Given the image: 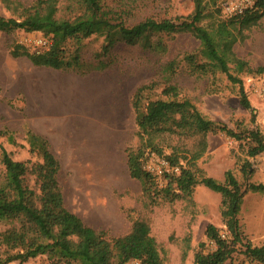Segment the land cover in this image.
Here are the masks:
<instances>
[{
	"label": "rangeland",
	"instance_id": "obj_1",
	"mask_svg": "<svg viewBox=\"0 0 264 264\" xmlns=\"http://www.w3.org/2000/svg\"><path fill=\"white\" fill-rule=\"evenodd\" d=\"M18 1L29 5L34 0ZM221 4L222 0H204L206 17L201 25L210 27L218 21L231 19L223 14ZM193 11L192 0H148L133 22L146 16L156 19L186 17ZM0 15L11 16L1 1ZM38 35L21 30L0 33V130L8 131L14 140L10 142L8 136L1 137L0 145L15 161L34 162L38 158L29 152L27 132L44 137L61 165L59 182L65 206L85 225L119 237L130 231L134 220L146 219L164 264H193L197 243L205 240L206 226L213 224L225 230L220 194L198 185L191 200L178 199L147 206L141 184L129 175L126 151L138 145L131 107L135 90L152 80L160 82V66L196 51L199 41L188 33L164 35L162 39L168 47L164 55L144 50L139 45L120 44L106 57L108 67L99 71L95 68L98 63L95 56L103 39L92 36L80 44L82 67L64 71L37 67L26 56L11 55L16 45L32 53L25 39ZM68 48H74L73 42L68 43ZM232 51L245 63L239 74L235 64H229L231 73L239 75L244 87L247 77L260 75L256 70L264 68V17L242 32ZM172 83L206 118L236 133L257 131L264 140V103L247 94L253 108L251 114L239 103L238 86L225 75L197 76L182 65ZM155 93L158 95L160 90ZM57 108L58 112L52 111ZM52 123L55 125L53 131L50 130ZM197 139L187 140L182 145L178 138L168 137L163 147L166 153L174 146L194 151ZM206 142V150L197 162L206 176L223 182L225 172L231 171L243 187L250 183L264 184V152L248 157L247 146H239L220 132L207 134ZM245 163L250 166L247 176L242 173ZM145 167L156 175L162 187V173L169 172L167 163L152 155ZM3 173L0 162V178ZM239 222L252 245L264 244V193L246 192ZM7 227L9 225L0 222V232ZM187 237L190 238L188 248ZM5 257L6 252L0 248V259ZM27 262L49 264L50 260L46 255H39Z\"/></svg>",
	"mask_w": 264,
	"mask_h": 264
},
{
	"label": "trees",
	"instance_id": "obj_2",
	"mask_svg": "<svg viewBox=\"0 0 264 264\" xmlns=\"http://www.w3.org/2000/svg\"><path fill=\"white\" fill-rule=\"evenodd\" d=\"M0 1L11 15H0V33L21 30L52 39L51 49L40 55L30 53L21 45L12 49L13 57L26 56L37 67L64 71L81 68L80 44L92 36L103 39L95 56L98 61L95 68L99 71L108 67L106 57L120 44L139 45L164 55L168 50L162 39L164 35L188 33L197 39L196 51L160 66V82L152 80L135 90L131 107L138 145L126 151L129 175L141 184L147 206L191 200L198 185L220 194L225 230L213 224L206 226L205 240L197 243L193 264H264V244L252 245L239 222L244 195L247 191L264 193V184L250 183L243 187L231 171L225 172L224 181L220 182L206 176L197 166L206 150L209 133H224L239 146H247L246 154L251 158L264 152L262 135L254 130L236 133L220 122L211 121L172 83L182 65L197 76L225 75L238 86L240 105L252 114L248 93L238 75L245 63L235 57L232 48L244 30L257 25L264 17V0H256L242 15L210 27L201 25L206 17L204 0H192L194 11L186 17L146 16L137 22L133 21L139 18L148 0H34L29 5L18 0ZM70 42L74 44L72 50L68 48ZM231 63L235 64L237 75L231 73ZM256 73H264V68H258ZM157 89L160 93L155 95ZM4 136L14 142L8 131L0 130V138ZM168 137L178 138L182 145L198 138L196 149L174 146L166 153L163 141ZM27 143L37 161H15L0 145V162L4 168L0 178V222L9 225L0 232V248L6 252L0 264L26 263L39 255H46L49 264H128L131 261L164 264L146 219L134 220L127 234L111 237L105 230L85 225L69 211L59 182L61 165L51 152L49 142L28 131ZM152 155L163 159L169 169L162 173V187L156 175L145 167ZM249 169L245 163L242 173L247 176ZM185 243L188 248L189 237Z\"/></svg>",
	"mask_w": 264,
	"mask_h": 264
},
{
	"label": "built area",
	"instance_id": "obj_3",
	"mask_svg": "<svg viewBox=\"0 0 264 264\" xmlns=\"http://www.w3.org/2000/svg\"><path fill=\"white\" fill-rule=\"evenodd\" d=\"M255 2L256 0H222L221 8L226 17L233 18L242 15L246 10L252 8ZM26 39V46L30 48L32 54H43L52 47V39L50 37L38 35L34 39ZM244 89L249 95L260 98L264 103V73L255 77H247L244 80ZM174 170H176V172L178 171V169ZM132 262L133 261L130 263L132 264ZM7 264H35V262L20 263L18 261H13Z\"/></svg>",
	"mask_w": 264,
	"mask_h": 264
},
{
	"label": "bare ground",
	"instance_id": "obj_4",
	"mask_svg": "<svg viewBox=\"0 0 264 264\" xmlns=\"http://www.w3.org/2000/svg\"><path fill=\"white\" fill-rule=\"evenodd\" d=\"M67 104V103H66ZM69 105V104H68ZM53 112H58L59 111V108H57V109H54V110H52ZM55 129V125L52 123L51 125H50V130L51 131H53ZM97 142V141H96ZM97 144V143H96ZM99 144V143H98ZM98 190V189H97ZM100 191V190H99Z\"/></svg>",
	"mask_w": 264,
	"mask_h": 264
}]
</instances>
